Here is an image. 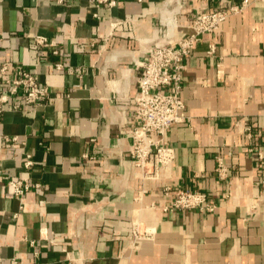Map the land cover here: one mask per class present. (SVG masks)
<instances>
[{
    "label": "crops",
    "instance_id": "1",
    "mask_svg": "<svg viewBox=\"0 0 264 264\" xmlns=\"http://www.w3.org/2000/svg\"><path fill=\"white\" fill-rule=\"evenodd\" d=\"M241 1L0 0V64L9 66L0 88L24 68L50 98L27 110L12 101L0 116L1 264H264V163L249 150L264 152V0H249L187 59L188 120L168 131L176 157L164 176L138 178L130 154L148 42L163 27L179 41L200 10ZM168 2L174 28L163 20ZM35 35L55 45L37 47ZM23 176L43 187L13 196L7 181ZM180 189L204 192L215 211L164 210Z\"/></svg>",
    "mask_w": 264,
    "mask_h": 264
},
{
    "label": "built area",
    "instance_id": "2",
    "mask_svg": "<svg viewBox=\"0 0 264 264\" xmlns=\"http://www.w3.org/2000/svg\"><path fill=\"white\" fill-rule=\"evenodd\" d=\"M68 0H57L64 4ZM143 1V0H139ZM116 0H96V5H116ZM251 1L242 0L240 3H232L215 10L202 9L195 14L187 26L185 34L179 41L175 39V33L163 27V37L153 39L146 46L147 58L140 62L141 73L138 78V91L133 99V114L135 126L132 130V145L130 154L137 169L136 176L142 180L158 179L164 176L168 168L175 160L176 153L172 146L166 144L168 131L174 125L183 124L188 120L186 105L181 97L184 84V72L186 61L191 56L196 44L203 36L215 35L220 25L230 16L243 12L249 7ZM120 22L112 24L113 29ZM170 24L167 23L166 26ZM177 26V23L171 25ZM34 42L37 47H52L54 42L44 35H35ZM59 53L58 49L53 51ZM216 52L215 43L210 44L209 53ZM58 68L64 64L58 62ZM9 72L7 64H0V79L5 78ZM46 86L42 85L37 76L30 70L19 68L14 77L5 80V88H0V116L8 110V105L13 101L15 110H27L31 106H39L49 101ZM248 138H254L251 126L245 127ZM15 142L17 136L8 137ZM258 160L264 163V152L249 149ZM23 166L30 170L35 161L33 154L23 150ZM85 158L96 159V156L84 154ZM219 175L227 177L228 168L219 158ZM7 185L13 196L22 198L32 189H41L40 182H33L30 177L23 176L10 178ZM171 186L165 187V193L170 194ZM198 209L202 212H213L216 204L210 201L207 194L201 191L177 190L174 199L164 210H188ZM18 214L16 213L15 216ZM144 230L137 225L133 228L134 238H140ZM34 245V242H32ZM39 253L36 252V255ZM10 264H22L17 256L10 258ZM1 264V263H0Z\"/></svg>",
    "mask_w": 264,
    "mask_h": 264
},
{
    "label": "bare ground",
    "instance_id": "3",
    "mask_svg": "<svg viewBox=\"0 0 264 264\" xmlns=\"http://www.w3.org/2000/svg\"><path fill=\"white\" fill-rule=\"evenodd\" d=\"M176 11H177V6L168 2L163 10V20L166 23L172 25L174 23Z\"/></svg>",
    "mask_w": 264,
    "mask_h": 264
}]
</instances>
